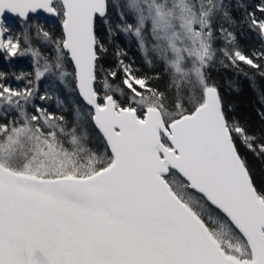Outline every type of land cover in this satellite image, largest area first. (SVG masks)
Wrapping results in <instances>:
<instances>
[{
	"label": "snow or ice",
	"instance_id": "snow-or-ice-1",
	"mask_svg": "<svg viewBox=\"0 0 264 264\" xmlns=\"http://www.w3.org/2000/svg\"><path fill=\"white\" fill-rule=\"evenodd\" d=\"M0 64V264H264V127L212 76L264 104V0H0Z\"/></svg>",
	"mask_w": 264,
	"mask_h": 264
},
{
	"label": "trees",
	"instance_id": "trees-1",
	"mask_svg": "<svg viewBox=\"0 0 264 264\" xmlns=\"http://www.w3.org/2000/svg\"><path fill=\"white\" fill-rule=\"evenodd\" d=\"M241 44L246 48H250L257 44V38L254 35H247L241 38ZM122 46L125 47L127 51V59L135 60L137 66H140L143 70L144 66L140 57V54L137 52L134 44H124L122 41ZM0 66H5L0 64ZM17 70L30 71L31 63L28 58H24L16 65ZM70 70V69H69ZM212 76L221 84L222 91L227 100L235 104V115L241 120L242 123L252 132H258L264 124L261 123L257 112L264 107V104L261 103L259 99V93L253 91L248 87V82L244 80L243 76L237 77V74L233 69L223 68L218 66V70L212 72ZM239 79L241 83V92L239 94L235 92L228 91V82L230 80L235 81ZM260 87H264V82L257 81ZM61 100L65 102L64 106L71 111L74 106L75 97L73 94L62 93ZM50 104L55 108V100L51 101ZM241 151L244 149L241 147ZM250 162L255 166L257 173V178L261 176L262 169L260 161L256 160L254 157L249 155Z\"/></svg>",
	"mask_w": 264,
	"mask_h": 264
},
{
	"label": "water",
	"instance_id": "water-1",
	"mask_svg": "<svg viewBox=\"0 0 264 264\" xmlns=\"http://www.w3.org/2000/svg\"><path fill=\"white\" fill-rule=\"evenodd\" d=\"M10 19H11V17H10Z\"/></svg>",
	"mask_w": 264,
	"mask_h": 264
}]
</instances>
